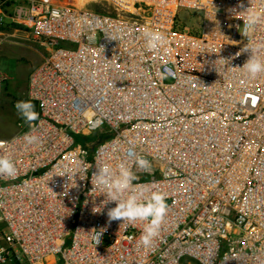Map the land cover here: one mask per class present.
<instances>
[{
  "label": "built area",
  "instance_id": "1",
  "mask_svg": "<svg viewBox=\"0 0 264 264\" xmlns=\"http://www.w3.org/2000/svg\"><path fill=\"white\" fill-rule=\"evenodd\" d=\"M248 7L264 17V0H0V25L46 48L25 93L41 143L25 145V123L0 139L17 167L0 177V264H264V74L235 57H264V20L242 34ZM182 11L200 15L195 31ZM146 30L164 45L149 51ZM121 163L166 196L148 247L143 222L109 223L115 203L91 181Z\"/></svg>",
  "mask_w": 264,
  "mask_h": 264
},
{
  "label": "clouds",
  "instance_id": "2",
  "mask_svg": "<svg viewBox=\"0 0 264 264\" xmlns=\"http://www.w3.org/2000/svg\"><path fill=\"white\" fill-rule=\"evenodd\" d=\"M240 7L243 8V5L241 4ZM245 12L247 13L246 29L242 34L249 35L254 26L262 22L264 17L251 7H248ZM143 35L149 51L162 47L166 42V38L161 33L146 30ZM260 47L262 46L246 45L235 54V57H239L242 53H248V59L239 68L249 79H256L259 75L264 74V57L258 55ZM172 74V69L165 65L160 76L165 79ZM15 108L24 123L29 126V131L22 137L25 145H39L41 137L36 134L33 127L34 123L39 120V113L35 111L34 104L31 100H19L16 102ZM134 163L137 169L151 173L150 162L142 156L137 155ZM16 173L17 167L14 159L8 154H0V177H14ZM137 180L138 177L132 168L121 163L118 165V171H114L108 164L96 168V171L92 173L91 181L94 186L98 185L105 190V205L109 202L115 203V207L109 208L107 211L109 223L119 220L122 223L135 226L137 222H143L144 227L139 239L145 247H148L158 235L160 224L165 216L166 196L162 192L152 191L147 185L136 184ZM94 209V212L101 211L99 207ZM104 231H106L105 228H101L99 231L95 230L96 243L100 242Z\"/></svg>",
  "mask_w": 264,
  "mask_h": 264
},
{
  "label": "rangeland",
  "instance_id": "3",
  "mask_svg": "<svg viewBox=\"0 0 264 264\" xmlns=\"http://www.w3.org/2000/svg\"><path fill=\"white\" fill-rule=\"evenodd\" d=\"M199 19L200 15L197 12L182 11L178 14L176 22L195 31ZM41 48L46 53V48ZM5 49V52L0 53V72L8 78L7 82L0 85V139L11 138V135L18 133L24 125L15 104L19 100H25L27 78L33 70H28L31 62L22 60L18 47L6 45ZM94 140L96 136H91L87 137L85 142L91 143Z\"/></svg>",
  "mask_w": 264,
  "mask_h": 264
},
{
  "label": "crops",
  "instance_id": "4",
  "mask_svg": "<svg viewBox=\"0 0 264 264\" xmlns=\"http://www.w3.org/2000/svg\"><path fill=\"white\" fill-rule=\"evenodd\" d=\"M16 3H26L28 0H14ZM18 47L20 57L31 62L28 70L34 69L42 61L45 52L43 49L32 41L29 30L12 23V20L6 17L0 25V53L5 52V46ZM17 134V133H16ZM16 134L11 135L12 137Z\"/></svg>",
  "mask_w": 264,
  "mask_h": 264
},
{
  "label": "water",
  "instance_id": "5",
  "mask_svg": "<svg viewBox=\"0 0 264 264\" xmlns=\"http://www.w3.org/2000/svg\"><path fill=\"white\" fill-rule=\"evenodd\" d=\"M34 109H35V111H36V105L34 104Z\"/></svg>",
  "mask_w": 264,
  "mask_h": 264
}]
</instances>
